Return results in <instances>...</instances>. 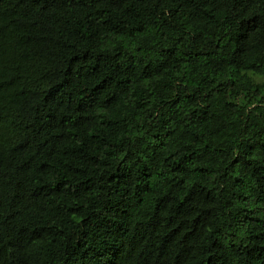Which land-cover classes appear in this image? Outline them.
Wrapping results in <instances>:
<instances>
[{"label":"trees","instance_id":"16d2710c","mask_svg":"<svg viewBox=\"0 0 264 264\" xmlns=\"http://www.w3.org/2000/svg\"><path fill=\"white\" fill-rule=\"evenodd\" d=\"M0 264H264V0H0Z\"/></svg>","mask_w":264,"mask_h":264}]
</instances>
